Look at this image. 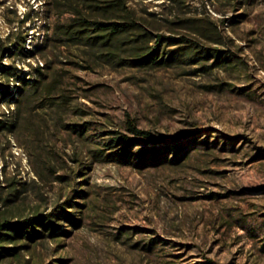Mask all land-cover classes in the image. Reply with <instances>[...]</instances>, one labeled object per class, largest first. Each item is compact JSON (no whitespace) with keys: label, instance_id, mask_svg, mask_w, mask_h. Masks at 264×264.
Returning a JSON list of instances; mask_svg holds the SVG:
<instances>
[{"label":"rangeland","instance_id":"obj_1","mask_svg":"<svg viewBox=\"0 0 264 264\" xmlns=\"http://www.w3.org/2000/svg\"><path fill=\"white\" fill-rule=\"evenodd\" d=\"M104 1L0 0V264H264V0Z\"/></svg>","mask_w":264,"mask_h":264},{"label":"trees","instance_id":"obj_2","mask_svg":"<svg viewBox=\"0 0 264 264\" xmlns=\"http://www.w3.org/2000/svg\"><path fill=\"white\" fill-rule=\"evenodd\" d=\"M104 8L108 11H117L114 13L112 17H110L111 21H91L87 18H80L81 21L79 23L80 28L88 29L89 27H94L95 30L100 31H109L111 33H116L120 31H124L126 27H146V25L139 21L138 19H133L131 13H122L123 7L119 0H105ZM83 31V29H80ZM156 45H160L166 39L172 38L171 36H166L161 33L155 34ZM128 130L135 135L136 137L124 138L131 139L130 144L136 142L137 140H158V138L150 131L139 128L132 120L128 122ZM122 139V138H120ZM118 139V140H120ZM123 153L122 155H124ZM33 220H25V221H0V240L3 239L4 236L11 237V233L20 234L21 232H27L28 235L31 233V226L33 225Z\"/></svg>","mask_w":264,"mask_h":264}]
</instances>
